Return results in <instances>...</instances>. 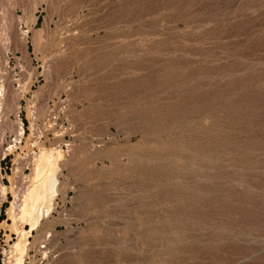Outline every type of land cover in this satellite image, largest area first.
<instances>
[{
  "label": "rangeland",
  "instance_id": "1",
  "mask_svg": "<svg viewBox=\"0 0 264 264\" xmlns=\"http://www.w3.org/2000/svg\"><path fill=\"white\" fill-rule=\"evenodd\" d=\"M0 85V264L54 149L25 264H264V0H0Z\"/></svg>",
  "mask_w": 264,
  "mask_h": 264
},
{
  "label": "bare ground",
  "instance_id": "2",
  "mask_svg": "<svg viewBox=\"0 0 264 264\" xmlns=\"http://www.w3.org/2000/svg\"><path fill=\"white\" fill-rule=\"evenodd\" d=\"M2 93V86L0 85ZM61 151H40L35 165L32 183L23 194L20 205L15 212V219L22 223L29 221L31 229L19 231V239L7 252V262L5 264H25L27 255V236L36 229L43 219L51 214V200L57 192V179L55 170V160L59 159ZM56 156V157H55ZM2 187V186H1ZM3 189V188H1ZM194 194V193H193Z\"/></svg>",
  "mask_w": 264,
  "mask_h": 264
},
{
  "label": "built area",
  "instance_id": "3",
  "mask_svg": "<svg viewBox=\"0 0 264 264\" xmlns=\"http://www.w3.org/2000/svg\"><path fill=\"white\" fill-rule=\"evenodd\" d=\"M0 253H1V251H0Z\"/></svg>",
  "mask_w": 264,
  "mask_h": 264
}]
</instances>
